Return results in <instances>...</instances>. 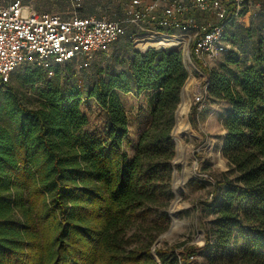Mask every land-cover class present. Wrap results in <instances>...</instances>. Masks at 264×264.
I'll use <instances>...</instances> for the list:
<instances>
[{"label":"trees","instance_id":"16d2710c","mask_svg":"<svg viewBox=\"0 0 264 264\" xmlns=\"http://www.w3.org/2000/svg\"><path fill=\"white\" fill-rule=\"evenodd\" d=\"M234 19L224 28L223 42ZM262 29L240 27L233 34L240 47L246 39L251 43L249 59L234 78L194 60L207 99L228 104L220 143L227 169L215 178L211 200L200 206L201 246L182 241L159 248L152 246V237L136 232L140 220L170 195L172 132L178 134L187 110L185 88L180 100L188 77L182 51L158 48L172 40L145 39L140 49L129 48L126 69L105 74L96 69L89 87L65 65L24 66L17 73L19 85L35 88V104L18 95L10 75L0 84V264H199L196 253L202 250L207 264H264ZM137 32L126 28L110 48ZM129 92L146 93L149 108L130 158L125 151L129 121L119 96ZM87 98L106 115L100 136L83 130L88 121L80 105ZM188 118L196 124L194 110ZM44 222L52 235L42 247L39 223Z\"/></svg>","mask_w":264,"mask_h":264},{"label":"rangeland","instance_id":"374dc122","mask_svg":"<svg viewBox=\"0 0 264 264\" xmlns=\"http://www.w3.org/2000/svg\"><path fill=\"white\" fill-rule=\"evenodd\" d=\"M264 25V3L259 0H252L244 4L235 17L232 24L225 30L224 42L228 44L229 51L216 57H206L203 64L211 69H216L234 78L240 68L248 61V54L251 49L250 41L246 39L243 46H239L233 38V34L240 27L253 26L254 28ZM264 32V29L260 30ZM122 37V39L110 48L107 52L96 54L88 60L80 58L61 64L75 71L82 83L89 87L93 84L95 70L101 69L104 74L115 70L126 69L127 50L129 48L140 49L137 44V36ZM245 35V34H244ZM160 39V38H157ZM164 40H169L161 38ZM258 39V34L253 37ZM178 48V47H176ZM181 50V49H180ZM182 51V50H181ZM187 71L191 78L190 82L185 81L183 88L187 94V110L182 114L180 131L176 136L172 132L175 144V155L173 168L176 171L177 185L179 193L174 196L170 177V195L163 199L160 206L156 207L150 216L140 220L141 227L136 229L139 236L152 237V246L164 248L186 241L187 244L201 246L204 243L205 233L203 229V215L201 205L203 202L211 200L210 190L213 187L215 178L219 177L227 169L226 161L220 153V143L223 137V118L228 104L224 101H213L206 97V86L203 83L204 75L201 73L196 63L192 59L194 67L189 65L187 58L183 57ZM24 66L18 67L11 74V82L16 87L19 96L26 95L27 103L35 104L37 94L35 88L21 87L17 73ZM47 73V78L50 77ZM189 76V78H190ZM41 83L35 86H40ZM200 92L203 93L204 104L200 108L193 99ZM120 100L128 117V135L125 151L128 157H132L135 150V143L141 131L144 129L149 118V108L146 104L147 94L136 96L133 92L120 93ZM180 103V102H179ZM194 110L196 124L189 123L188 115ZM80 111L87 118V124L83 130L91 135L100 136L106 125V115L93 98L85 99L80 105ZM12 130L14 124L2 121ZM175 125V123H174ZM190 181L195 183L190 184ZM38 202L35 201L37 206ZM174 206L175 217L171 214V207ZM164 212L165 217H160ZM42 247L51 241V230L46 222L39 223ZM160 230V231H159ZM133 231L131 230L128 235ZM160 238L158 243L155 242ZM240 238V237H239ZM238 238V239H239ZM136 244L130 242L129 248ZM196 258L199 264H207V251H197Z\"/></svg>","mask_w":264,"mask_h":264},{"label":"built area","instance_id":"2783aa9c","mask_svg":"<svg viewBox=\"0 0 264 264\" xmlns=\"http://www.w3.org/2000/svg\"><path fill=\"white\" fill-rule=\"evenodd\" d=\"M81 1L74 0V7ZM249 1L124 0L121 16L107 20L94 15L63 19L13 0L0 6V84L20 66L50 70L54 64L75 58L88 60L95 52L107 51L130 26L138 31L140 46L145 39L172 40L170 46L158 48L178 47L187 52L189 65L194 67L192 59L203 62L227 50L224 28ZM203 99L200 92L193 101L201 108Z\"/></svg>","mask_w":264,"mask_h":264},{"label":"crops","instance_id":"0c3cea01","mask_svg":"<svg viewBox=\"0 0 264 264\" xmlns=\"http://www.w3.org/2000/svg\"><path fill=\"white\" fill-rule=\"evenodd\" d=\"M13 0H0V6H6ZM22 4L39 12H47L67 19L73 15H94L107 20H115L121 16L124 0H82L78 8L74 0H20ZM264 3V0H259Z\"/></svg>","mask_w":264,"mask_h":264},{"label":"water","instance_id":"95a60500","mask_svg":"<svg viewBox=\"0 0 264 264\" xmlns=\"http://www.w3.org/2000/svg\"><path fill=\"white\" fill-rule=\"evenodd\" d=\"M182 55H183V57H185L186 58V55H187V52H185V53H182ZM188 72V71H187ZM189 76H190V74H189V72H188V77H187V79H189ZM187 79H186V81H187ZM185 85V84H184ZM206 86V85H205ZM182 90H183V87H182V89H181V93H180V97H181V94H182ZM172 140H173V142H174V139L172 138ZM172 163H173V161H172ZM176 174V171H175V169L173 170V173H172V179H171V183H172V192H173V195L174 196H176L178 193H179V190H178V188H175V175ZM160 240V238H158V240L155 242V244L156 243H158V241ZM155 246V245H154Z\"/></svg>","mask_w":264,"mask_h":264},{"label":"bare ground","instance_id":"6f19581e","mask_svg":"<svg viewBox=\"0 0 264 264\" xmlns=\"http://www.w3.org/2000/svg\"><path fill=\"white\" fill-rule=\"evenodd\" d=\"M183 93H184V88H183V90H182L181 97H182ZM181 97H180V100H181ZM176 109H177V108H176ZM175 118H176V111H175ZM175 188H176V187H175Z\"/></svg>","mask_w":264,"mask_h":264}]
</instances>
